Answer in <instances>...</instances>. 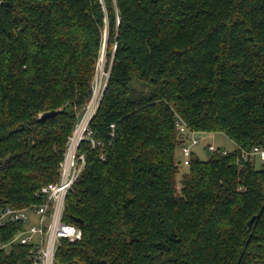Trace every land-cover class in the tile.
I'll use <instances>...</instances> for the list:
<instances>
[{"label":"trees","instance_id":"obj_1","mask_svg":"<svg viewBox=\"0 0 264 264\" xmlns=\"http://www.w3.org/2000/svg\"><path fill=\"white\" fill-rule=\"evenodd\" d=\"M103 41L101 145L81 144L64 206L81 237L54 264H264V169L238 161L264 146V0H0V208L57 178ZM177 117L235 148L180 173ZM22 226H0V244ZM32 263L26 245L0 249Z\"/></svg>","mask_w":264,"mask_h":264},{"label":"built area","instance_id":"obj_2","mask_svg":"<svg viewBox=\"0 0 264 264\" xmlns=\"http://www.w3.org/2000/svg\"><path fill=\"white\" fill-rule=\"evenodd\" d=\"M107 76L108 71L104 80L102 75L98 77L95 74L93 77L90 96L67 138L57 178L37 189L34 193L39 199L37 202L19 208H0V226L16 222L23 224L7 244H0V249L11 244L26 245L33 259L32 264H54L59 241H74L81 237V230L76 225L63 220L64 206L68 192L85 167L86 160L80 150L81 144L88 143L91 147L101 145V141L94 138L90 124L104 92ZM175 127L179 133L178 138L182 139L180 152L184 157L183 164L187 165L193 146L199 142L195 135L197 132L190 131L180 118L175 121ZM206 148L209 152L217 150L211 144ZM226 152L227 150H222V153ZM255 158L264 160V146L240 149L239 162L252 161Z\"/></svg>","mask_w":264,"mask_h":264},{"label":"rangeland","instance_id":"obj_3","mask_svg":"<svg viewBox=\"0 0 264 264\" xmlns=\"http://www.w3.org/2000/svg\"><path fill=\"white\" fill-rule=\"evenodd\" d=\"M106 45V44H105ZM104 41H103V47L105 48ZM107 73L106 69V58L104 55V51L101 50L100 58L97 62V69L96 73L97 76L102 75L103 80L105 78V74ZM98 76V77H99ZM113 125V124H111ZM196 138H198V144L194 145L193 155L201 160H206L208 158V154L206 153V147L207 143H210L211 145H214L216 148H219L220 150H223L224 148L230 149L234 146L233 142L228 139L224 134L221 132H211V133H204V134H197ZM184 157L182 156L179 146L175 149V161L179 165V171L180 173H183L187 170V165L183 164ZM253 165L255 169H264V160H260L258 158H255L253 160ZM179 173V174H180ZM179 177V175L177 176Z\"/></svg>","mask_w":264,"mask_h":264},{"label":"water","instance_id":"obj_4","mask_svg":"<svg viewBox=\"0 0 264 264\" xmlns=\"http://www.w3.org/2000/svg\"><path fill=\"white\" fill-rule=\"evenodd\" d=\"M105 44H106V42L104 41V45H105ZM102 50H104V47H103ZM53 113H54V111L44 112V113L41 115V119H44L45 117H47V116H49V115H51V114H53ZM206 153L209 154V150H208L207 148H206ZM253 218H254V217L250 218V219L247 221V223H246V226H247V227L250 226L251 222L253 221ZM75 220L78 221L77 219H75Z\"/></svg>","mask_w":264,"mask_h":264},{"label":"crops","instance_id":"obj_5","mask_svg":"<svg viewBox=\"0 0 264 264\" xmlns=\"http://www.w3.org/2000/svg\"><path fill=\"white\" fill-rule=\"evenodd\" d=\"M198 133H196L195 135H197ZM199 134H204V133H199ZM234 144V143H233ZM207 145H210V143H207ZM233 148H235V145L233 147H231L230 149L224 148L223 150H232ZM179 149H180V145H179ZM193 153V151H192Z\"/></svg>","mask_w":264,"mask_h":264},{"label":"bare ground","instance_id":"obj_6","mask_svg":"<svg viewBox=\"0 0 264 264\" xmlns=\"http://www.w3.org/2000/svg\"><path fill=\"white\" fill-rule=\"evenodd\" d=\"M99 76V75H98Z\"/></svg>","mask_w":264,"mask_h":264}]
</instances>
